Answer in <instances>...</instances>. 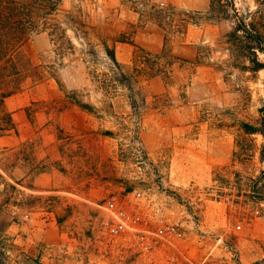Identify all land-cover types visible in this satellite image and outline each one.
Listing matches in <instances>:
<instances>
[{
  "label": "rangeland",
  "instance_id": "374dc122",
  "mask_svg": "<svg viewBox=\"0 0 264 264\" xmlns=\"http://www.w3.org/2000/svg\"><path fill=\"white\" fill-rule=\"evenodd\" d=\"M215 1L63 0L66 44L22 46L39 78L0 103V264H264L263 139L237 144L264 70L231 36L264 0ZM112 198L145 228L181 220V240L102 243Z\"/></svg>",
  "mask_w": 264,
  "mask_h": 264
},
{
  "label": "trees",
  "instance_id": "16d2710c",
  "mask_svg": "<svg viewBox=\"0 0 264 264\" xmlns=\"http://www.w3.org/2000/svg\"><path fill=\"white\" fill-rule=\"evenodd\" d=\"M63 0H0V103L16 92L21 90L26 77L39 78V75H29L30 63L20 56L22 46L36 34L47 32L52 43L60 50L66 44V31L54 19L59 11ZM215 1V0H214ZM230 1L233 0H225ZM212 4V9L215 7ZM230 3V4H231ZM220 7H227L228 4H221ZM231 6H234L233 3ZM236 16H238L235 11ZM231 36L235 39H242L243 49L253 57L251 59V71L264 70V61H260L258 54L264 55V9L260 7L252 12L249 22L244 18L236 23ZM67 44L73 48L72 41L67 39ZM111 61L118 68L114 50L106 49ZM131 90V89H130ZM244 137L238 141V147L244 149L246 144L252 143L256 146L253 136H261L263 142L257 149L259 159L264 163V105L260 108V118L253 125L243 123ZM11 131L16 132V126L9 115L7 122L0 125V137ZM252 137V138H251ZM251 138V139H248ZM264 175V170L261 172Z\"/></svg>",
  "mask_w": 264,
  "mask_h": 264
},
{
  "label": "built area",
  "instance_id": "2783aa9c",
  "mask_svg": "<svg viewBox=\"0 0 264 264\" xmlns=\"http://www.w3.org/2000/svg\"><path fill=\"white\" fill-rule=\"evenodd\" d=\"M103 217L101 219L102 243H107L109 247L113 245H126L133 239L140 240L143 255L150 254L160 245L174 247L178 240H181L184 222L179 219L165 218V220L155 226H139L145 220L141 216L128 212L115 198L105 202L101 206ZM175 217V214L172 213ZM143 235V236H142ZM144 260H142V263ZM146 264H155L149 260Z\"/></svg>",
  "mask_w": 264,
  "mask_h": 264
},
{
  "label": "crops",
  "instance_id": "0c3cea01",
  "mask_svg": "<svg viewBox=\"0 0 264 264\" xmlns=\"http://www.w3.org/2000/svg\"><path fill=\"white\" fill-rule=\"evenodd\" d=\"M16 264H33V263H32V261H24V260H21V261H19Z\"/></svg>",
  "mask_w": 264,
  "mask_h": 264
}]
</instances>
